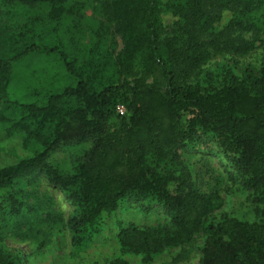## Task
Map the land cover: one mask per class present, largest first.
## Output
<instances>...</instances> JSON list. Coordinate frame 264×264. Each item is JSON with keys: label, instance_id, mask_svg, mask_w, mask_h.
<instances>
[{"label": "trees", "instance_id": "16d2710c", "mask_svg": "<svg viewBox=\"0 0 264 264\" xmlns=\"http://www.w3.org/2000/svg\"><path fill=\"white\" fill-rule=\"evenodd\" d=\"M214 58L231 65L202 85ZM0 128L22 151L0 190L43 178L60 193L71 256L109 242L124 203L165 216L118 225L116 250L81 264H174L199 234V264H264V217L223 210L235 190L264 208V0H0ZM210 141L220 172L191 155ZM23 260L0 248V264Z\"/></svg>", "mask_w": 264, "mask_h": 264}, {"label": "rangeland", "instance_id": "374dc122", "mask_svg": "<svg viewBox=\"0 0 264 264\" xmlns=\"http://www.w3.org/2000/svg\"><path fill=\"white\" fill-rule=\"evenodd\" d=\"M85 13L88 16L86 19L91 21L90 17L93 15L91 3L87 4ZM90 21L87 23L90 24ZM244 37L249 39V36ZM259 58H261V54H255L249 57L246 62L256 64ZM40 64V61L34 59L32 64H29L28 70L38 69V67H41ZM230 65L228 59L214 58L206 66L207 73L201 76V84L205 85L210 80L219 79L229 69ZM22 68L20 66L18 70L21 71ZM26 74L28 73L23 74V80ZM31 83L33 87H38L36 77L31 78ZM16 88L19 91V96L23 98V87L17 86ZM208 147L211 152H208ZM199 148V151L192 152L191 155H197L203 160L210 161L211 166L219 172L220 163L224 166L229 165L221 156L212 154L217 152L212 141ZM21 153L19 140L16 137L8 136L0 128V167L8 165L15 159L16 155ZM69 156V152L57 150L49 156L48 162L57 165L63 171H67L70 168ZM23 185V180H20L15 185L0 190V248L14 250L19 256L24 257L22 264H81L88 262L116 250L115 234L118 225L125 226L128 222H134L138 225L150 227L165 220V216L157 207H154L155 211L153 213L144 215L140 206L124 203L119 206L116 213L105 225L104 229L107 230L110 236L109 242L94 240L84 252L71 256L73 250L70 235L60 223L66 222L69 218L72 213L71 207L60 193L47 184L43 178L24 185V188ZM23 192L28 194L24 199ZM16 193L19 194L16 195ZM223 195L225 200L223 210L228 214L246 221H258L264 217V208H260L253 202L254 197L249 193L235 190L231 193L226 192ZM14 197L17 201L14 207V209H17L16 213L12 208ZM18 205H21L20 209ZM31 208H37V211L32 212ZM48 214H50L49 218L51 219L59 218V223H42V219ZM202 241V235H196L192 244L184 249V253L175 259L174 264H199L198 250ZM40 244H43V247L39 249Z\"/></svg>", "mask_w": 264, "mask_h": 264}, {"label": "built area", "instance_id": "2783aa9c", "mask_svg": "<svg viewBox=\"0 0 264 264\" xmlns=\"http://www.w3.org/2000/svg\"><path fill=\"white\" fill-rule=\"evenodd\" d=\"M116 111H117L118 114H123L125 110H124V108L122 106H118L116 108Z\"/></svg>", "mask_w": 264, "mask_h": 264}]
</instances>
